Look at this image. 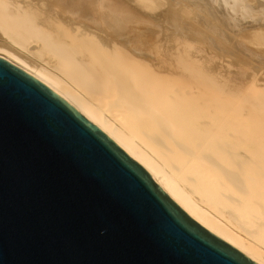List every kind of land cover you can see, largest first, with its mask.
<instances>
[{"label": "bare ground", "instance_id": "6f19581e", "mask_svg": "<svg viewBox=\"0 0 264 264\" xmlns=\"http://www.w3.org/2000/svg\"><path fill=\"white\" fill-rule=\"evenodd\" d=\"M219 3L228 5L226 11L235 8L229 0ZM219 3L218 14L224 11ZM118 6L106 0H0V57L143 163L193 220L264 264L263 80L223 79L203 51L192 54L194 43L182 38L192 37L188 33L178 35L181 41L169 33L177 44L158 43L150 55L145 48L133 51L122 39L127 30L115 18ZM247 36L264 45V29Z\"/></svg>", "mask_w": 264, "mask_h": 264}, {"label": "water", "instance_id": "95a60500", "mask_svg": "<svg viewBox=\"0 0 264 264\" xmlns=\"http://www.w3.org/2000/svg\"><path fill=\"white\" fill-rule=\"evenodd\" d=\"M0 264H257L0 57Z\"/></svg>", "mask_w": 264, "mask_h": 264}, {"label": "rangeland", "instance_id": "374dc122", "mask_svg": "<svg viewBox=\"0 0 264 264\" xmlns=\"http://www.w3.org/2000/svg\"><path fill=\"white\" fill-rule=\"evenodd\" d=\"M106 1L114 6L119 5L121 12H117L115 18L126 24L127 32L124 30L121 36L133 51L141 52L139 50L145 48L150 55L156 44H165L171 40L166 43L170 45L174 39L192 34L189 40L182 37L189 45L194 43L198 46L195 52L194 44L191 46L192 54L199 56L197 53L203 51L210 58L211 62L208 63L216 67L215 70L223 79L227 78L231 82L238 80L239 84L245 79L264 82V45L250 42L247 36L250 32L264 29V0H239L238 4L229 0L235 7L231 12L230 9H224L228 8L227 4L219 3L223 0H144L140 3L136 0ZM218 3L222 7L224 5V11L220 14L214 7ZM143 4H154L150 6L153 9H146ZM169 33L174 34V37L177 35L176 38ZM174 44H177L176 40L172 42ZM204 53L200 55L204 57Z\"/></svg>", "mask_w": 264, "mask_h": 264}]
</instances>
